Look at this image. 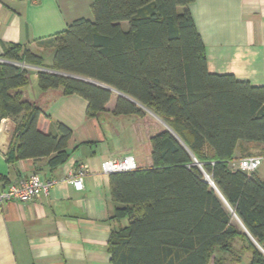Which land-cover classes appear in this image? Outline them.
<instances>
[{"label": "trees", "instance_id": "1", "mask_svg": "<svg viewBox=\"0 0 264 264\" xmlns=\"http://www.w3.org/2000/svg\"><path fill=\"white\" fill-rule=\"evenodd\" d=\"M192 1L94 0L93 19L55 36L51 66L21 44L0 59V127L15 123L8 161L68 160L72 130L38 127L49 91L84 97L88 117L116 93L112 113L146 125L137 168L110 174L112 219L128 220L112 232L111 264H264V181L230 165L239 142L264 143V86L209 72ZM26 65L38 68V97Z\"/></svg>", "mask_w": 264, "mask_h": 264}, {"label": "crops", "instance_id": "2", "mask_svg": "<svg viewBox=\"0 0 264 264\" xmlns=\"http://www.w3.org/2000/svg\"><path fill=\"white\" fill-rule=\"evenodd\" d=\"M93 2L0 0V59L9 45L21 44L44 62L48 55L51 66L55 36L76 19H93ZM187 8L206 47L209 72L264 86V0H193ZM35 82L32 95L38 97ZM41 102L44 113L38 127L43 133L56 132L57 123L72 130L69 158L57 166L51 162L56 154L8 161L14 137L7 153L0 150V192L32 174L55 180L47 195L27 202L0 201V264H111L112 232L128 220L112 219L117 203L110 173L102 165L113 158L135 157L136 148L149 138L147 127L136 115L113 114V95L107 111L97 117H88V101L78 94L49 91ZM5 120L8 131L14 129V120L2 124ZM250 155L262 156L255 173L264 181V143L239 142L235 160ZM81 163L89 173L78 190L67 179Z\"/></svg>", "mask_w": 264, "mask_h": 264}, {"label": "built area", "instance_id": "3", "mask_svg": "<svg viewBox=\"0 0 264 264\" xmlns=\"http://www.w3.org/2000/svg\"><path fill=\"white\" fill-rule=\"evenodd\" d=\"M262 156H246L240 159H234L230 162L231 167L244 170L246 172L256 171L262 163ZM105 173H115L132 171L137 168L136 159L133 155H126L121 158L106 160L102 165ZM89 173L87 166L79 164L77 172L67 179L76 189L82 190L84 177ZM55 180L42 179L39 174H32L30 177L12 183L7 189L0 192V201H20L27 202L38 198L41 195L49 194L54 186Z\"/></svg>", "mask_w": 264, "mask_h": 264}, {"label": "water", "instance_id": "4", "mask_svg": "<svg viewBox=\"0 0 264 264\" xmlns=\"http://www.w3.org/2000/svg\"><path fill=\"white\" fill-rule=\"evenodd\" d=\"M14 137V129L8 131V123L6 120L0 127V150L7 153L11 144V139ZM8 138V139H6Z\"/></svg>", "mask_w": 264, "mask_h": 264}, {"label": "rangeland", "instance_id": "5", "mask_svg": "<svg viewBox=\"0 0 264 264\" xmlns=\"http://www.w3.org/2000/svg\"><path fill=\"white\" fill-rule=\"evenodd\" d=\"M124 26L127 28L128 27V24L125 22L124 23ZM48 61H49V56L47 55L46 56V62H45L46 65L48 64ZM25 67H27L28 70L32 71V74H31V80H32V82L29 85V87L31 89V94H33V89L32 88L35 87V84H36L35 79L37 78L36 73L34 72V70H37L38 68L35 67V66H33V65H26ZM116 98H117V94L114 93L113 94V99H116ZM256 152H258V151H256ZM263 165H264V163H263ZM263 165H262V169H263Z\"/></svg>", "mask_w": 264, "mask_h": 264}]
</instances>
